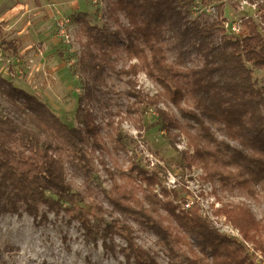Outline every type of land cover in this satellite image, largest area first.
<instances>
[{"label": "trees", "instance_id": "1", "mask_svg": "<svg viewBox=\"0 0 264 264\" xmlns=\"http://www.w3.org/2000/svg\"><path fill=\"white\" fill-rule=\"evenodd\" d=\"M196 1L114 0L128 19L126 25L117 19L115 29L73 18L85 36L81 69L92 80L79 101L75 128L38 97L0 76L1 215L26 213L45 221L49 214L64 212L69 222L91 229L89 214L75 205L79 194L68 182L64 160L76 158L78 169L88 175L92 169L88 149H104L92 110L97 102H93L109 101L106 95L113 90L115 75L126 80L124 95L133 100L128 110L136 109L142 98L135 92V78L141 72L161 87L163 101L179 113L176 117L158 110L159 121L149 128L161 125L173 141L185 137L193 153L182 152V159L188 167L200 164L207 180L255 195V184L264 180V89L256 87L252 68L264 70V38L256 31L242 40L228 38L220 27L223 7L220 21H203L192 17ZM122 45L130 61L138 63L115 70L111 61ZM8 47L16 51L12 43ZM194 56L202 59V65H190ZM189 96L193 107L187 109L183 103ZM157 100L151 103L158 104ZM213 124L220 125L228 137H218ZM122 174L128 186L111 173L113 210L153 233L158 251L171 264H254L247 246L211 226L199 204L188 209L178 206L174 201L179 193L161 187L158 178L139 164L132 163ZM217 214H223L245 241L264 253V223L249 206L224 204ZM115 236L125 246L118 249ZM102 237L103 248L122 254L125 264H160L153 251L137 246L132 225L115 221L102 230Z\"/></svg>", "mask_w": 264, "mask_h": 264}, {"label": "rangeland", "instance_id": "2", "mask_svg": "<svg viewBox=\"0 0 264 264\" xmlns=\"http://www.w3.org/2000/svg\"><path fill=\"white\" fill-rule=\"evenodd\" d=\"M233 1L197 0L192 17L220 21L219 8L223 7L224 17L234 19L238 13ZM114 3V0H0V76L38 97L68 127H77L79 101L86 83L92 80L81 69L85 36L81 24L75 23L73 18L79 16L93 26L109 25L111 29L117 27V19L126 25L127 17ZM9 43L16 51L8 47ZM122 43H126L125 38ZM169 59L174 62L172 56ZM111 63L115 70H120L138 61H130L122 45L114 53ZM202 63L196 56L190 60L192 66ZM248 67L252 68L250 64ZM252 72L256 87L264 89V70L252 68ZM135 81V92L142 98L136 109L128 110L133 100L124 95L126 80H119L115 75L111 79L113 90L106 95L109 101L93 102H97L92 110L101 127L104 149H88L92 167L88 175L78 169L76 158L64 160L68 182L74 193L79 194L75 205L89 214L91 229H83L76 221L69 222V215L64 212L49 214L45 221L26 213L0 214V264H125L122 254L113 255L102 246V230L115 221L132 225L137 246L153 251L160 264H171L158 251L156 236L141 228L132 217L113 210L109 202L111 173L117 175L122 186H128L130 182L122 173L132 163L156 176L161 187L179 193V198L174 201L178 206L188 209L186 204L191 200L199 204L201 215L212 223L211 226L249 247L254 264H259L254 252L263 257L264 253L245 241L239 230L217 211L224 204H246L264 223V180L255 184V195L249 196L233 185L224 189L218 182L207 180L200 164L188 167L181 154L193 153L187 139L182 137L174 143L161 125L149 128L159 121L158 110L176 117L179 113L163 101L165 95L161 87L143 72ZM156 99L160 101L158 104L151 103ZM184 101V108L193 107L190 96ZM219 126L212 125L216 135L228 137ZM173 134L171 132V136ZM119 138L120 143L117 142ZM153 162L165 165V169L152 166ZM174 181L175 185L172 184ZM160 186L156 192L163 199ZM193 191L199 195V200L194 198ZM41 212H46V208L41 207ZM114 244L118 249L125 246L119 236L114 237Z\"/></svg>", "mask_w": 264, "mask_h": 264}, {"label": "built area", "instance_id": "3", "mask_svg": "<svg viewBox=\"0 0 264 264\" xmlns=\"http://www.w3.org/2000/svg\"><path fill=\"white\" fill-rule=\"evenodd\" d=\"M233 4L236 6L238 16L234 19L221 18L222 24L220 27L224 31V35L231 39L242 40L252 35L255 31L264 38V0H235ZM254 29V30H253ZM154 167L165 169V165L152 163ZM176 181L172 184L175 185ZM194 198L199 200V195L193 191ZM194 201H188L186 207L189 208ZM251 250L249 247H247ZM252 252H254L252 250ZM254 255L259 259V264H264V257L254 252Z\"/></svg>", "mask_w": 264, "mask_h": 264}]
</instances>
